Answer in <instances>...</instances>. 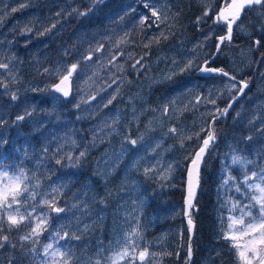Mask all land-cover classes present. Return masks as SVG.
<instances>
[{"label":"rangeland","instance_id":"rangeland-1","mask_svg":"<svg viewBox=\"0 0 264 264\" xmlns=\"http://www.w3.org/2000/svg\"><path fill=\"white\" fill-rule=\"evenodd\" d=\"M178 1L0 0V64L8 65L0 68V173L18 175L22 169L28 177L27 203L10 211L19 206L21 213H32L33 226L38 217L47 218L35 244L20 239L30 228L9 230L5 222L10 243L0 248V264H53L44 254L49 243L68 253L69 264H106L133 229L139 231L137 251L156 254L144 264H169V250L189 262L180 196L191 161L186 157H193L211 118L241 87L233 88L223 75H196L215 53L213 15L179 10ZM261 13L242 23L261 45L254 49L251 38L217 57L225 72L253 89L214 126L219 141L206 158L200 192L204 198L211 194V209H205L211 229L207 237L196 233L193 242L200 264L211 258L242 264L224 235L229 217L239 219L249 197L258 194L247 189L244 176L264 168ZM190 60L193 66L186 67ZM73 64V92L64 100L51 87ZM234 156L251 163L233 164ZM258 208L251 209L257 223ZM237 242L243 246L246 240ZM229 253L233 259L226 258Z\"/></svg>","mask_w":264,"mask_h":264},{"label":"snow or ice","instance_id":"snow-or-ice-1","mask_svg":"<svg viewBox=\"0 0 264 264\" xmlns=\"http://www.w3.org/2000/svg\"><path fill=\"white\" fill-rule=\"evenodd\" d=\"M261 6L264 7V0H231L230 3H227L225 8L220 9L218 12L214 23H223L226 27V35H222L219 37L220 43H224L225 41L231 42L232 40V33H233V26L236 25L241 31L244 30V26L239 22L241 12L245 8H251L253 6ZM146 8H149L152 12V16L156 17L157 20H161V15L158 13L150 4H145ZM17 9L13 8L12 11H16ZM211 10V9H210ZM205 16L208 15L206 11L204 13ZM264 15V13H261ZM148 19L144 17L141 19L140 23L143 24L144 20ZM163 19H167V17H163ZM202 19V18H198ZM264 28V25H262ZM255 44L259 45L260 41H255ZM217 52H219V45L217 46ZM207 63V61L205 62ZM193 62L190 60L188 61L186 67H192ZM8 65L0 64V68H7ZM77 65L73 64L67 71V75H65L61 80L60 83L54 85L56 91L62 92L64 96L69 95V91L67 90L64 85L66 82L69 81V78L72 76L73 72L76 70ZM184 69H182L183 71ZM204 72L208 73H221L224 76H228L229 74L224 71V69L220 68H208L205 67L202 69ZM232 81H235V76L230 77ZM247 87V82H240ZM232 87L235 88L236 85L232 84ZM244 88H238V92H243ZM15 95H13V99H15ZM235 99V97H232ZM111 101H109L110 103ZM211 103H215V101H210ZM231 105H229L230 107ZM227 109H224L226 112ZM24 117L18 116L17 120H22ZM171 132H175L176 129H170ZM198 135V134H197ZM191 137H189L190 139ZM250 139V138H249ZM215 140V133L214 131H209L207 134V138L203 140V146L200 147L199 151L195 153L194 157H186L191 159L192 168L188 170V177H189V199L188 203L192 206V198L195 195V187L199 183V164L202 160L203 154L209 147L210 143ZM133 144L136 143L135 140L132 141ZM84 153H81L83 156ZM60 163L59 160L56 161ZM232 163L237 164L240 163L242 165H246L251 163L250 161L244 160L242 157L234 156L232 158ZM148 171V170H146ZM195 173V179H194ZM229 179H234L229 177ZM259 180V183H249L250 180ZM28 180L26 173L21 169L20 173L13 174L9 176L8 172L0 173V213L6 214V221L3 215H0V248H3L5 244L10 243L9 237L7 235H3L4 232V223L6 222L8 225V229L11 230L12 228H19L22 224L26 227L30 228V231L20 237L22 241H31L33 244L37 243L39 240L40 233L45 230L47 224V218L44 216H40L37 218L35 226L32 225V213H24L20 212V207L23 204H26L27 201L24 200L25 194H28L31 190L29 189L28 185L25 183ZM228 181H225L227 183ZM243 183L247 185V189L251 190L256 195H251L249 197L250 203L248 205H244L243 209L241 210V216L239 219L230 216L229 220L231 221L228 224L229 232L224 235L226 240H229L232 243V247L237 252V258L242 264H254V261L257 264H264V168H262L259 172H252L251 176L245 175ZM240 187L237 186L236 191H240ZM247 194V192L245 193ZM34 198V193L32 194ZM45 204H49L57 213L63 212L64 209L55 207L54 203L45 201ZM13 205H19L15 208V214L10 211L13 208ZM258 208V223L257 217L253 216L251 209ZM238 207L237 204H233V209L235 210ZM247 221V222H246ZM238 226V227H236ZM87 225H85V229H87ZM192 227V221L189 219V228ZM232 232H236L239 235H233ZM69 233H65L64 236H69ZM139 236L138 229H133L131 232L128 233L126 237H124L123 247H119V251L114 252L111 257L107 258L106 264H144L146 259L150 256H155L156 254L150 253L147 248L143 251H137L138 245L136 244V238ZM63 239L64 237H60ZM72 238L79 239L80 237L75 236L72 234ZM244 239L246 242L241 246L237 241ZM24 245L22 244L21 247ZM15 247V245H13ZM32 252H35V248L31 249ZM44 254L45 256H51L53 260V264H69L70 256L67 252L61 251L60 248L54 247L53 244L49 243L44 246ZM166 255H171V253H166ZM191 255V251L189 249V258ZM59 257V259H57ZM43 264V262H42ZM96 264H101V261L97 260ZM186 264L188 262L186 261Z\"/></svg>","mask_w":264,"mask_h":264},{"label":"flooded vegetation","instance_id":"flooded-vegetation-1","mask_svg":"<svg viewBox=\"0 0 264 264\" xmlns=\"http://www.w3.org/2000/svg\"><path fill=\"white\" fill-rule=\"evenodd\" d=\"M207 1H208L207 3L205 0H202L201 3L189 4V3L185 2V0H179L176 3V5H177L179 10L191 9V10L196 11V12H203L206 10L208 12V14L214 15V14H218L220 9L225 8L227 3L231 2V0H207ZM205 4L207 6H205ZM257 12L264 13V7L256 5V6H253L251 8H245L242 11V14L240 16V20L238 23L242 24L244 19L247 16H250V15L253 16ZM214 21L215 20L213 19L212 25L216 29V33H215L214 37H215V40H217L220 36L226 35V27L224 26L223 23H214ZM256 35H257V33H251V32L245 33L244 31H241L239 28H237L236 25H234L233 26V33H232V40H231V42L225 41L224 43L221 44V53L226 48H230L232 50L239 49V48L245 46L246 44H248L250 42L251 38H254V49H257L261 45V41L259 40V38H256ZM257 40L260 41L259 45L255 44V41H257ZM217 60H219V59L216 58L215 61H212V63L208 62L206 66L224 69V67L219 65V61H217ZM232 76H235V81H233V83L239 84L241 87L240 81H245V80L238 78L237 75L234 73H231V77ZM229 79H230V77H229ZM252 89H253V83H250L247 87V92L252 90Z\"/></svg>","mask_w":264,"mask_h":264},{"label":"water","instance_id":"water-1","mask_svg":"<svg viewBox=\"0 0 264 264\" xmlns=\"http://www.w3.org/2000/svg\"><path fill=\"white\" fill-rule=\"evenodd\" d=\"M216 16H217V15H216ZM216 16H215V19H216ZM218 45H219V51H220V46H221L220 41H219ZM218 53H219V52H217V49H216L215 55H217ZM205 65H206V63H204V64L202 65V67L196 72V74H197L198 76H209V75H210V73L202 71V69L205 68ZM212 74H213V75H218V74H221V73H212ZM66 75H67V74H66ZM228 76H229V75H228ZM63 77H64V76H63ZM63 77H62V78H63ZM62 78H61V79H62ZM61 79H59L56 83H54V84L52 85L51 90H52L53 92L57 93L58 95H60L63 99H68V98L70 97L71 93H72V76L69 78V81L66 82V84L64 85V87H66L67 90L69 91V95H68V96H64L62 92H58V91H56V89H55V87H54V85L60 83V80H61ZM242 85H243V84H242ZM248 85H249V84H247V87H248ZM247 87H244V85H243V88H244L243 92L247 89ZM243 92H240V93H239V96H240ZM230 105H232V103H231ZM229 109H230V107L227 108V111H228ZM227 111H226V112H227ZM226 112H224L223 114L219 115L218 117L213 118V120H212L211 123H210V131H213V121H214V119L222 118V117L226 114ZM206 138H207V137H205L204 139H206ZM204 139H203V140H204ZM203 140H202V145H201L200 147L203 146ZM214 141H216V140H214ZM211 143H212V142H211ZM211 143H210V144H211ZM200 147L194 152L193 157L195 156V153L199 151ZM208 149H210V145H209V147L207 148V150L205 151V153L203 154L202 160L200 161V164H199V169H198V172H199V183H198V185L195 187V195H194V197L192 198V206H190L189 203H188V199H189V177H188V170H189L190 168H192V163H191V161L189 162L188 167H187V171H186V179H185V186H184V193H185V195H184V199H183V205H184V213H183L184 215H183V216H184V220H185V225H186V227H187V233H188V235H189L188 246H189L190 251H191V249H192V247H191V243H192V240H193V238H194L195 227H196V223H195V221H193V220L191 219L190 214H191V211H192V210H193L195 213L198 211V208L195 206V202H196V200H197L198 192H199V190H200V175H201V169H202V167L204 166V159H205V157H206V154H207ZM194 179H195V173H194ZM189 219H191V221H192V227H191V228H189Z\"/></svg>","mask_w":264,"mask_h":264},{"label":"trees","instance_id":"trees-1","mask_svg":"<svg viewBox=\"0 0 264 264\" xmlns=\"http://www.w3.org/2000/svg\"><path fill=\"white\" fill-rule=\"evenodd\" d=\"M210 195L211 194H209L206 198H204L202 195H199V198L197 200V206L199 207V211L196 215H194V219L196 221V233H199L200 231H202V233H199V236H200V234H203L204 237H207L208 236L207 234L210 232V229H211L210 228V218L212 216L209 214V212L207 213V211H205L206 206L209 210L211 209L210 208L211 207ZM180 196H181V199L183 201L184 191H180ZM204 212L207 216L204 215ZM203 220H207V221L204 222ZM197 240H198V237H196L195 242H197ZM168 253H171V255H168V262L167 263H169V264H184L183 263L184 256L178 255L176 250H169ZM193 254H194V252H193ZM196 255H197V257L195 259H192L191 264H200V262L198 260V257H199L198 250L196 252ZM226 256H227L226 258H232L233 259L232 253L226 254ZM161 264H165L164 260H162ZM206 264H233V263H231L227 259H221V260H219V262H217V261L215 262V259L211 258L210 261L207 262Z\"/></svg>","mask_w":264,"mask_h":264},{"label":"bare ground","instance_id":"bare-ground-1","mask_svg":"<svg viewBox=\"0 0 264 264\" xmlns=\"http://www.w3.org/2000/svg\"><path fill=\"white\" fill-rule=\"evenodd\" d=\"M59 36V35H58ZM61 36V35H60ZM73 38V37H72ZM73 42V41H72ZM52 43V42H51ZM73 44V43H72ZM69 45V44H68ZM52 46V45H51ZM72 48V47H71ZM70 48V49H71ZM51 49H53L52 47H51ZM73 92V91H72ZM72 96V93H71V95H70V97ZM70 97L68 98V99H70ZM68 99H64V100H68Z\"/></svg>","mask_w":264,"mask_h":264}]
</instances>
